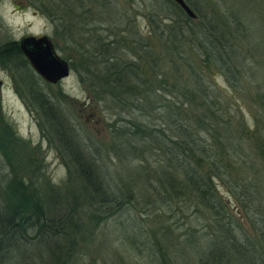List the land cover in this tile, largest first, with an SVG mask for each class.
I'll return each instance as SVG.
<instances>
[{
    "label": "trees",
    "instance_id": "1",
    "mask_svg": "<svg viewBox=\"0 0 264 264\" xmlns=\"http://www.w3.org/2000/svg\"><path fill=\"white\" fill-rule=\"evenodd\" d=\"M38 1L30 3L54 27L53 5L79 11L77 24L88 28L77 38L64 29L71 70L88 102L110 104L109 129L119 143L107 152L138 165L122 164L114 176L95 165L18 43L0 44V68L10 72L43 137L60 147L68 185L41 183L36 160L23 174L2 162L0 264H83L101 227L119 218L114 225L133 263L264 264V94L237 101L247 68L239 41L249 31L237 10L207 15L184 0L190 19L170 0H153L157 10L150 5L131 17L134 0ZM135 19L144 21V34ZM254 104L258 115L248 110L245 117L242 105ZM13 135L0 113V150ZM92 152L100 158L98 147ZM157 220L172 224L148 227Z\"/></svg>",
    "mask_w": 264,
    "mask_h": 264
},
{
    "label": "rangeland",
    "instance_id": "2",
    "mask_svg": "<svg viewBox=\"0 0 264 264\" xmlns=\"http://www.w3.org/2000/svg\"><path fill=\"white\" fill-rule=\"evenodd\" d=\"M48 1L41 0L38 2L46 5ZM155 1L158 5L160 4V0ZM155 1L134 0L132 13L129 11L126 15L129 14L132 17V14L136 12L147 13L150 5L157 10L158 6ZM189 1L195 4V7L202 14L210 15L211 12L221 14L226 8L233 7L237 10L238 16H241L240 21L244 23L249 31L246 32V39H240L239 41V51L241 50L247 56L242 66L247 68L240 74L239 84L242 89L237 92V101L240 105L242 104L241 100L247 99L248 101L252 99L255 101L259 93L264 94V0H222L224 4L221 3V0ZM57 5L60 6L53 5V9H58L57 12L55 9V13L59 17L60 25L54 27L48 18L37 13L30 0H0V44L6 41L18 43L21 38L26 36L39 37L45 35L50 39L55 53L68 63L70 72L68 77L59 83L42 86H44L46 94L50 96L49 100L52 105L57 106L67 116V122L73 128L76 142L90 153V156L94 158V164L103 165L107 170L109 169L111 176L117 175L120 173V169H124L123 165L132 168L138 165V160L127 162L128 159L124 157L123 160L119 161L117 156L112 155V152H107L108 148L115 142L119 143V138L112 137L109 129V124L113 120L109 109L110 104L105 101L104 104L98 103L95 106L88 102L83 86L77 79V74L71 70V62L67 59V49L72 45L64 29H68V26H70L72 30L68 33L77 38L81 33L80 28L82 30V28L87 29L88 27H81L77 24L76 21L79 19L78 10L74 12V15H71L65 13L61 4ZM93 8L95 7L93 6ZM45 12L47 13V11ZM95 13L97 12L95 11ZM91 20V24L95 28L100 29L103 26L100 25V19H97V17H92ZM75 22L76 25H74ZM136 23L139 28H142L144 34L146 32V29L143 28L144 21L137 19ZM56 35L59 39L56 38ZM124 58L129 59L128 56H124ZM217 82L221 83L220 79ZM244 93L248 94L245 95ZM27 105V101L20 99L15 92L10 72L0 68V113L12 126L13 136L16 138L9 136L11 137V144H8L9 146L5 150H0V174L6 175L8 170L2 165L3 161H8L14 167L15 173L23 174L20 171L30 169L32 163L36 160L35 166L43 167V170H41V175H43V179L40 180L41 183L49 180L52 184L58 186H68L65 184L66 169L62 157L57 152L60 147L57 146L56 142L50 144L52 141L48 142L45 136L43 137L37 126V118L34 113L29 112ZM242 107L245 117H247L246 111L248 110H250L251 116L256 117L258 115L256 104L252 105L251 109L244 108L243 105ZM119 116L127 118L128 115L122 113ZM133 117L135 120L140 121L135 114ZM145 123L146 121L143 122V124ZM97 147L101 150L100 158L99 155L97 156L92 152ZM31 148L35 150L33 156H29L27 152ZM118 157L121 158L122 156ZM218 189L223 192V189ZM118 220L107 221L105 226L101 227V232L96 234L94 243L90 245V254L82 256L83 264H91L93 260L98 261V263L103 261L106 264H142V260L136 258V263H133L132 259L128 257L127 251H125V243L121 244L120 230L114 225ZM170 223L171 220H164L161 223L157 220L148 224V227L157 230L161 224L164 226ZM244 229L249 230L246 224H244Z\"/></svg>",
    "mask_w": 264,
    "mask_h": 264
},
{
    "label": "water",
    "instance_id": "3",
    "mask_svg": "<svg viewBox=\"0 0 264 264\" xmlns=\"http://www.w3.org/2000/svg\"><path fill=\"white\" fill-rule=\"evenodd\" d=\"M170 1L188 18H195V15L185 4L184 0ZM18 49L32 71L43 82L55 85L68 77L70 72L68 63L55 53L53 45L47 36L23 37L18 41Z\"/></svg>",
    "mask_w": 264,
    "mask_h": 264
}]
</instances>
